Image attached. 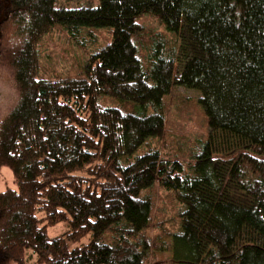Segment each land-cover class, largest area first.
<instances>
[{"label":"trees","instance_id":"16d2710c","mask_svg":"<svg viewBox=\"0 0 264 264\" xmlns=\"http://www.w3.org/2000/svg\"><path fill=\"white\" fill-rule=\"evenodd\" d=\"M97 1L0 0V170L16 186L0 193V264H264V0ZM146 14L173 43L145 45ZM55 27L111 41L77 78H39ZM175 88L198 93L207 135L163 158L149 141Z\"/></svg>","mask_w":264,"mask_h":264},{"label":"rangeland","instance_id":"374dc122","mask_svg":"<svg viewBox=\"0 0 264 264\" xmlns=\"http://www.w3.org/2000/svg\"><path fill=\"white\" fill-rule=\"evenodd\" d=\"M92 2L97 6V0H58L59 5L68 8L84 6ZM137 22L143 27L145 34V45H150V39L157 35L164 36L171 43L174 38L166 32L153 17L146 14L140 17ZM54 31L46 36L40 46V71L39 78L45 79H72L79 76L80 70L88 56L102 48L111 41V33L106 29H89L92 31L91 42L86 47H80L69 40L66 31L55 27ZM83 40V39H82ZM86 40V39H85ZM147 52H142L145 57ZM4 90V88H3ZM3 90L0 92V103H2ZM99 104L103 107H119L123 113H131L129 104H121L114 98L102 97ZM166 125L164 135L159 142L149 141L151 148L160 150L163 158H170L179 155L180 158L188 157L195 144L202 142L207 135L206 119L198 103V93L186 91L182 88L172 89L171 94L165 99ZM141 150L138 151L141 153ZM13 174L9 168L0 170V193L6 190H15ZM160 195V197H159ZM156 204H159L165 197L162 191L156 193ZM170 229V224L166 225ZM66 230L65 224H58L47 228V236L54 238L63 234ZM157 233L151 231V234ZM154 235V234H153ZM89 237L81 241L87 243ZM78 244L72 245L71 248ZM170 261V254H158L154 256V262L167 264Z\"/></svg>","mask_w":264,"mask_h":264}]
</instances>
